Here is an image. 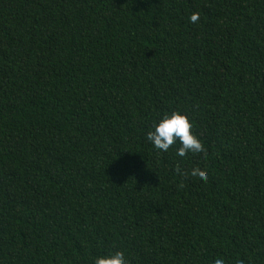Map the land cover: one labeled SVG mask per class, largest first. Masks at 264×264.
Wrapping results in <instances>:
<instances>
[{
	"label": "trees",
	"instance_id": "1",
	"mask_svg": "<svg viewBox=\"0 0 264 264\" xmlns=\"http://www.w3.org/2000/svg\"><path fill=\"white\" fill-rule=\"evenodd\" d=\"M117 250L264 264V0H0V264Z\"/></svg>",
	"mask_w": 264,
	"mask_h": 264
},
{
	"label": "clouds",
	"instance_id": "2",
	"mask_svg": "<svg viewBox=\"0 0 264 264\" xmlns=\"http://www.w3.org/2000/svg\"><path fill=\"white\" fill-rule=\"evenodd\" d=\"M197 13L189 16V21L195 23ZM192 123L189 116L179 110L163 113L153 123L146 133V139L152 146L162 152H166L170 146L177 145L175 155L183 158L186 153L201 154L205 150L201 140L192 132ZM206 154V153H205ZM179 171V169H177ZM190 175L201 182H206L207 173L198 168H193ZM92 264H129L122 251L109 252L104 255L93 257ZM213 264H226L223 257L214 259ZM235 264H244L243 260L237 259Z\"/></svg>",
	"mask_w": 264,
	"mask_h": 264
}]
</instances>
